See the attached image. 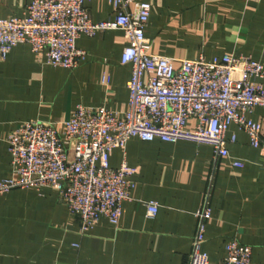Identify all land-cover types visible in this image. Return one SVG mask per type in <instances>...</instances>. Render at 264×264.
Segmentation results:
<instances>
[{"label":"crops","instance_id":"0c3cea01","mask_svg":"<svg viewBox=\"0 0 264 264\" xmlns=\"http://www.w3.org/2000/svg\"><path fill=\"white\" fill-rule=\"evenodd\" d=\"M151 4L145 34L153 52L207 61L246 55L264 65V0H133ZM32 0H0V18L23 17ZM95 22L114 19L108 0H87ZM86 57L75 69L51 65L28 43L0 58V181L13 174L9 136L25 121L68 120L78 105L128 109L132 65L122 63L128 40L120 30L82 35ZM262 125L264 109L250 115ZM190 120L188 126L194 127ZM235 137V141H233ZM229 155L190 141L132 138L126 160L139 167L131 199L118 223L102 219L84 235L57 189H13L0 195V264H187L197 229L196 212L212 188V218L205 249L210 264L226 257L231 238L252 247L264 264L263 152L237 124L227 132ZM124 160L121 149L111 166ZM234 161L245 165L237 167ZM158 203L155 217L148 202Z\"/></svg>","mask_w":264,"mask_h":264},{"label":"built area","instance_id":"2783aa9c","mask_svg":"<svg viewBox=\"0 0 264 264\" xmlns=\"http://www.w3.org/2000/svg\"><path fill=\"white\" fill-rule=\"evenodd\" d=\"M114 19L95 22L87 0H32L23 17L0 18V58L14 47L28 43L45 52L47 62L77 68L86 51L77 45L82 35L120 30L128 40L122 63L132 65L128 109L78 105L68 120L25 121L8 138L13 174L0 181V195L13 189H57L70 213L80 220L85 234L102 219L118 223L123 204L131 199L139 167L126 160L129 140L190 141L209 145L215 159L229 155L226 138L237 124L254 148L264 155L262 125L250 115L264 109V65L246 55H226L207 61L203 56L182 59L154 53L145 29L151 4L133 0H108ZM195 121L190 128L188 122ZM235 141V137L232 139ZM121 149L124 160L111 166V155ZM237 167L245 164L234 161ZM262 168L264 170V159ZM212 188L205 193L193 248L187 264H210L205 249L208 221L212 218ZM155 217L158 203L146 204ZM220 264H254L252 247L231 238Z\"/></svg>","mask_w":264,"mask_h":264}]
</instances>
